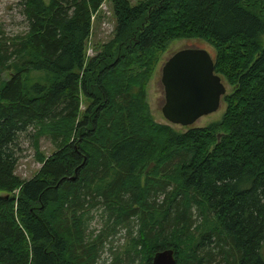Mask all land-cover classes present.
Here are the masks:
<instances>
[{"label": "trees", "instance_id": "16d2710c", "mask_svg": "<svg viewBox=\"0 0 264 264\" xmlns=\"http://www.w3.org/2000/svg\"><path fill=\"white\" fill-rule=\"evenodd\" d=\"M20 1L27 32L0 37V264H96L97 207L136 222L138 264L164 250L176 264H264V0ZM105 2L113 39L88 58ZM191 39L232 91L220 121L179 133L151 120L143 89L167 45ZM29 132L43 166L23 181Z\"/></svg>", "mask_w": 264, "mask_h": 264}, {"label": "rangeland", "instance_id": "374dc122", "mask_svg": "<svg viewBox=\"0 0 264 264\" xmlns=\"http://www.w3.org/2000/svg\"><path fill=\"white\" fill-rule=\"evenodd\" d=\"M132 6H136L142 0H128ZM116 20L113 15L112 5L105 2L100 12L92 17L91 35L87 43L86 56L91 58L95 55L93 50L97 45L107 44L113 39ZM27 22L23 15V7L20 0H0V37L4 39H12L17 36H23L27 32ZM264 41V37L262 38ZM10 42V41H9ZM204 49L214 56L213 49L205 42L197 39L177 40L170 42L164 52L160 55L159 61L151 71L148 79L145 81L143 95L144 103L147 106L148 114L151 120L159 125H166L173 128L179 133H185L188 128H204L211 123L220 121L226 106L221 102L217 112L208 116L201 117L194 125L188 128L170 125L162 115V107L164 105V89L161 83V73L164 64L177 52L184 49ZM40 74L33 73L31 75L32 83ZM5 78H8L5 76ZM226 86V94H230L232 88L223 81ZM85 105H81L80 110L83 111ZM56 151L53 144L48 138H42L39 143V154L48 159ZM43 164L38 160L36 151L33 148L31 133L20 136L18 160L15 174L23 181L33 179L42 168ZM147 169V172L152 168ZM3 196V194H0ZM195 220H197L195 218ZM86 234L91 240L98 238L96 244L98 246V258L96 264H138L131 253L130 245L136 238L138 227L134 220H127L118 223L114 216L109 212L97 207L89 210L86 219ZM264 259V244L261 249Z\"/></svg>", "mask_w": 264, "mask_h": 264}, {"label": "water", "instance_id": "95a60500", "mask_svg": "<svg viewBox=\"0 0 264 264\" xmlns=\"http://www.w3.org/2000/svg\"><path fill=\"white\" fill-rule=\"evenodd\" d=\"M163 118L182 128L191 127L201 117L218 111L226 86L215 74L214 61L204 49H184L175 53L163 66ZM152 264H176L171 250L158 252Z\"/></svg>", "mask_w": 264, "mask_h": 264}]
</instances>
